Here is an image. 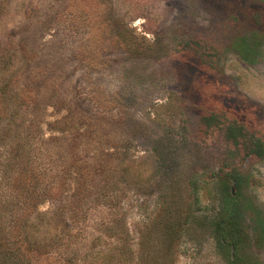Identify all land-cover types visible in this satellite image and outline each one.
I'll return each mask as SVG.
<instances>
[{"label":"rangeland","instance_id":"obj_1","mask_svg":"<svg viewBox=\"0 0 264 264\" xmlns=\"http://www.w3.org/2000/svg\"><path fill=\"white\" fill-rule=\"evenodd\" d=\"M232 122L264 143V0H0V264H229L233 169L264 264Z\"/></svg>","mask_w":264,"mask_h":264},{"label":"trees","instance_id":"obj_2","mask_svg":"<svg viewBox=\"0 0 264 264\" xmlns=\"http://www.w3.org/2000/svg\"><path fill=\"white\" fill-rule=\"evenodd\" d=\"M227 138L235 147L246 146L245 155L257 158L264 157V143L254 134L247 131L243 123L232 122L228 125ZM247 145H244V144ZM229 182L222 180L223 198L220 214L213 223L214 234L222 249L229 250V264H252L242 258L241 251L246 249L248 236L243 229L246 212L252 208L251 204L243 203L241 198V187L247 176L239 169L228 172ZM236 188V192L234 189ZM256 227L264 240V215L260 213L256 219Z\"/></svg>","mask_w":264,"mask_h":264}]
</instances>
